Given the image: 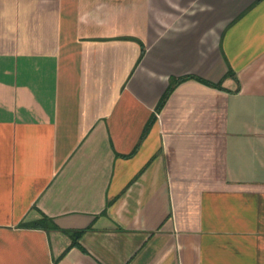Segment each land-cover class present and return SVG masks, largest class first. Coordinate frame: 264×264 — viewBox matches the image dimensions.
<instances>
[{
    "label": "crops",
    "instance_id": "obj_1",
    "mask_svg": "<svg viewBox=\"0 0 264 264\" xmlns=\"http://www.w3.org/2000/svg\"><path fill=\"white\" fill-rule=\"evenodd\" d=\"M0 264H264V0H0Z\"/></svg>",
    "mask_w": 264,
    "mask_h": 264
},
{
    "label": "trees",
    "instance_id": "obj_2",
    "mask_svg": "<svg viewBox=\"0 0 264 264\" xmlns=\"http://www.w3.org/2000/svg\"><path fill=\"white\" fill-rule=\"evenodd\" d=\"M35 225L39 226V227L46 228V229H50V228L54 229V230L58 229V227L48 217H44L42 220L36 222ZM67 233L70 234L69 232H67ZM80 233H82V232H79V234Z\"/></svg>",
    "mask_w": 264,
    "mask_h": 264
}]
</instances>
